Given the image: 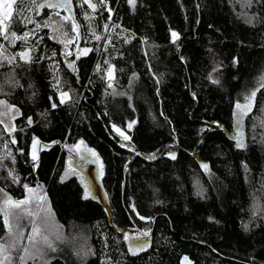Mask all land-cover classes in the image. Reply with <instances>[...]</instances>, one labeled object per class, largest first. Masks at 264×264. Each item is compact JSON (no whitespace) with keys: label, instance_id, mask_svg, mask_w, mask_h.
<instances>
[{"label":"trees","instance_id":"trees-1","mask_svg":"<svg viewBox=\"0 0 264 264\" xmlns=\"http://www.w3.org/2000/svg\"><path fill=\"white\" fill-rule=\"evenodd\" d=\"M61 2L17 0L5 34L27 38L0 36V100L19 109L0 123V207L33 213L16 247L0 213V264H22L45 205L59 237L35 264H264V0ZM81 141L102 196L70 166Z\"/></svg>","mask_w":264,"mask_h":264},{"label":"snow or ice","instance_id":"snow-or-ice-1","mask_svg":"<svg viewBox=\"0 0 264 264\" xmlns=\"http://www.w3.org/2000/svg\"><path fill=\"white\" fill-rule=\"evenodd\" d=\"M26 0H21V3H25ZM85 2L87 3L88 0H85ZM32 5H35V0H31ZM71 3V0H62V2L60 4H52L49 3L47 6L48 7H67L68 4ZM128 3L130 5H132L133 7L135 6L136 0H128ZM17 4V0H0V36H4L5 39H8L10 42H14L15 39H21L24 40L27 38V34H25L24 36L21 37H17L15 32H10V34L6 35L5 33L8 32V29L6 27H3L5 25V21L6 20H11L12 19V9H13V5ZM37 7H44L45 5H35ZM91 7H95L94 5H90ZM19 15V13L17 14ZM65 20H69V17H65ZM75 26V25H74ZM78 27V26H75ZM107 27V26H105ZM173 37H177L178 38V34L173 32L172 33ZM97 40L100 39L99 36L96 37ZM84 54H87V52L91 51V49H84L82 50ZM30 52V50H29ZM29 52H21L19 53V57L21 60H24L26 63H31V57L29 55ZM77 59H79V54L77 55ZM15 60V57H12V59L8 60V63H12ZM71 66V65H70ZM213 83H218V81L213 80ZM67 93H62L61 96V103H64V97H67ZM248 99V103L245 105H240L239 103H237L236 108L240 109L242 114L244 112H246L247 110H250L254 101H255V92H253L251 94L250 97L247 98ZM5 102L0 101V104H3ZM56 105L53 104V107H55ZM29 124L32 123L31 119H29ZM131 126V125H129ZM117 131H119V129H117ZM121 135H123V133H121ZM125 139H129V137L125 136ZM13 143H15V141H13ZM39 142L34 140L33 141V157L32 159L35 161L38 159V157L35 155V148L37 146ZM83 143V141H81V144ZM238 146L243 147V143L241 142L240 144H238ZM155 158V157H152ZM172 158L175 159L174 154L172 155ZM205 169H207V165H204ZM9 175L11 176V171L9 172ZM13 182L18 183L19 182V178L12 176ZM24 187L26 189H28L27 185H24ZM29 192H32L34 190L32 189H28ZM0 192H3V189H0ZM85 198H87V196H85ZM41 199H43L41 197ZM32 203L31 198H26L23 200H13L11 197L7 196V194H4V200H3V206L0 207V213H2L3 215V223L5 228L8 230V233L10 236L13 237V242H12V247H16V243L17 240H23L24 236H23V231L21 229V226L19 224V220L24 218V217H31L33 215L31 209L29 208V205ZM17 209L19 210L16 213V218H17V223L15 225H13L11 217L13 215V213L9 210V209ZM143 219V217H141ZM30 223H32V230L30 235L27 237L28 243L31 244L36 250L37 252H39L40 246H47V248L51 249L52 251H55V248H53L52 243L49 241L48 237L44 234H42L41 229L38 225L35 224L34 221H30ZM141 249L143 247V245L139 246ZM24 251V253L26 255H30L28 252V248L25 247L22 249ZM8 251V248L6 245L4 244H0V256H3L4 259H8L6 253ZM133 254H136L135 252H133ZM34 258V257H33ZM19 259L21 261H24L26 264V257L25 256H20ZM187 259V258H185Z\"/></svg>","mask_w":264,"mask_h":264},{"label":"rangeland","instance_id":"rangeland-1","mask_svg":"<svg viewBox=\"0 0 264 264\" xmlns=\"http://www.w3.org/2000/svg\"><path fill=\"white\" fill-rule=\"evenodd\" d=\"M8 21L9 20L5 21V25L3 27H7ZM0 101L5 102L3 104H0V123H2L7 129H9L14 124L16 117L19 115V109L13 105L8 104L4 100ZM39 149L40 144L38 143L35 148V155L37 157L39 156ZM31 154L33 156V146ZM75 155L76 158L70 160V166L71 168L78 170L79 173L83 175V181L88 187V194H97L99 196H102L103 194L101 191V179L103 170L101 160H99L100 158L92 150L85 147L81 143H79L75 147ZM42 201L43 202L41 204L45 202L44 198L42 199ZM41 213H43L42 222L44 221V224L40 227L41 232L48 237L51 243H55V241L59 237L56 235L58 227H56V225L52 221L47 220V217L45 216V214H47L46 205L43 206ZM32 248L33 247L28 250L30 255H24L26 257V264H35L31 258ZM40 259L42 258L40 257ZM22 264H25V262L22 261Z\"/></svg>","mask_w":264,"mask_h":264},{"label":"water","instance_id":"water-1","mask_svg":"<svg viewBox=\"0 0 264 264\" xmlns=\"http://www.w3.org/2000/svg\"><path fill=\"white\" fill-rule=\"evenodd\" d=\"M136 156H140V154H139V153H137V154H136Z\"/></svg>","mask_w":264,"mask_h":264},{"label":"bare ground","instance_id":"bare-ground-1","mask_svg":"<svg viewBox=\"0 0 264 264\" xmlns=\"http://www.w3.org/2000/svg\"><path fill=\"white\" fill-rule=\"evenodd\" d=\"M16 120V119H15ZM100 160V159H99Z\"/></svg>","mask_w":264,"mask_h":264}]
</instances>
